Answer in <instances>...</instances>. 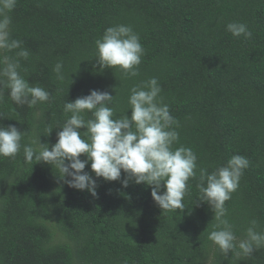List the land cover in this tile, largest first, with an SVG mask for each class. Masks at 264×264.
Masks as SVG:
<instances>
[{
  "label": "trees",
  "instance_id": "16d2710c",
  "mask_svg": "<svg viewBox=\"0 0 264 264\" xmlns=\"http://www.w3.org/2000/svg\"><path fill=\"white\" fill-rule=\"evenodd\" d=\"M8 15L10 39L22 41L29 56L0 50V69L5 56L18 60L20 75L51 95L30 108L3 88L0 124L26 135L15 159L0 157V264H264V247L225 255L208 239L217 221L198 202L197 187L200 169L211 173L233 155L246 157L225 219L237 243L253 220L264 232V0H17ZM231 22L246 24L252 38L234 37L226 30ZM119 24L130 25L145 50L135 77L100 69L96 60L95 41ZM153 77L178 122L174 147L198 157L183 211L161 210L144 183L98 178L93 197L69 187L55 166L24 162L23 145L56 142L71 115L66 100L107 90L120 118L131 113L130 89ZM81 136L88 139L86 129ZM85 171L95 178L90 163Z\"/></svg>",
  "mask_w": 264,
  "mask_h": 264
},
{
  "label": "clouds",
  "instance_id": "9594fccd",
  "mask_svg": "<svg viewBox=\"0 0 264 264\" xmlns=\"http://www.w3.org/2000/svg\"><path fill=\"white\" fill-rule=\"evenodd\" d=\"M17 0H0V50L20 49L19 57L27 59L29 52L21 48L22 41L10 39L8 15ZM226 30L234 37L252 38V31L244 23L231 22ZM96 60L100 67H119L126 76L138 75V66L144 55L139 35L130 25L119 24L105 29L102 37L95 41ZM4 67L0 69V99L3 88L9 89V96L17 105L34 107L37 103L50 100V93L39 86H31L18 72L19 61L4 57ZM62 64L57 63L54 71L60 75ZM115 91V88H114ZM162 88L153 77L141 85L130 89L128 105L130 115L125 113L114 118V95L107 90L91 89L89 94L66 100L63 111L71 115L63 126L57 129L54 144L32 141L23 145L24 162H43L58 170V175L74 189L87 190L93 197L98 196V178L105 181H120L123 187L130 182L151 186V196L163 211L184 210V197L189 192V180L197 173V155L188 147L174 145L179 141V133L174 125L178 122L171 115L169 106L158 99ZM91 118L86 119V114ZM86 129L88 139L81 136ZM53 128L48 129V134ZM47 134V135H48ZM26 133L15 125L0 124V157L15 159L20 152L21 140ZM81 154L86 159H81ZM67 161V163H66ZM95 178L85 171L89 165ZM249 161L242 155H233L225 165L211 173L200 169L198 202L209 205L217 221L216 228L208 234V239L227 255L237 247L244 256H251L255 250L264 247V232L256 231V221H251L247 238L237 243L231 224L225 219V202L239 187L240 179ZM122 171L124 176L122 178ZM70 178V179H69ZM163 188V191L161 189ZM222 226V227H221Z\"/></svg>",
  "mask_w": 264,
  "mask_h": 264
}]
</instances>
